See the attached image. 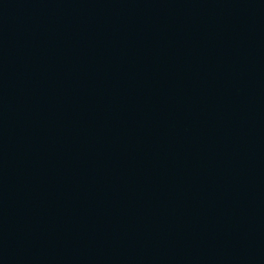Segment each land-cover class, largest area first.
<instances>
[{"label":"water","instance_id":"1","mask_svg":"<svg viewBox=\"0 0 264 264\" xmlns=\"http://www.w3.org/2000/svg\"><path fill=\"white\" fill-rule=\"evenodd\" d=\"M0 264H264V0H0Z\"/></svg>","mask_w":264,"mask_h":264}]
</instances>
